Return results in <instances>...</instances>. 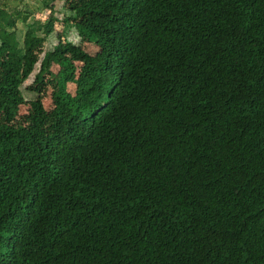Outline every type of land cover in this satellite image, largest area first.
Returning <instances> with one entry per match:
<instances>
[{"label": "trees", "instance_id": "trees-1", "mask_svg": "<svg viewBox=\"0 0 264 264\" xmlns=\"http://www.w3.org/2000/svg\"><path fill=\"white\" fill-rule=\"evenodd\" d=\"M40 1L0 0V264H264V0H77L51 48Z\"/></svg>", "mask_w": 264, "mask_h": 264}, {"label": "rangeland", "instance_id": "rangeland-1", "mask_svg": "<svg viewBox=\"0 0 264 264\" xmlns=\"http://www.w3.org/2000/svg\"><path fill=\"white\" fill-rule=\"evenodd\" d=\"M6 5L8 6H15L17 8H21L24 11L29 13L28 19L31 18H44L47 13L48 9L42 5L40 0H4ZM77 0H54L53 1V9L54 15L56 16V21L53 23V31L50 32L46 37L41 41L42 46L46 48H51V46L57 41L58 36L62 38V23L60 17L65 10H63V6L67 5L68 3L76 2ZM16 36L20 40L22 35V23L19 21L16 24ZM66 35L69 40H74L79 43L80 47L89 54H94L97 50V46L91 42L79 41L76 36V32L73 26H69L66 30ZM40 46V45H39ZM40 48V47H39ZM58 66L52 63L49 66L50 74L44 78L41 82L38 83H31L30 80L32 77L30 76L27 78L19 87L18 91L21 97L25 100L23 103L19 104L18 106V113L19 116H26V113L29 111V103L28 100L30 99H38L41 101L45 113V128L50 130L52 128V118L49 113V110L52 106L50 96L56 90V70ZM66 88L68 91L72 92L73 85L72 83H67ZM18 116V117H19ZM15 122L17 119L14 120Z\"/></svg>", "mask_w": 264, "mask_h": 264}]
</instances>
